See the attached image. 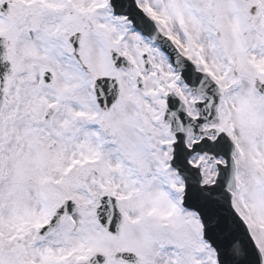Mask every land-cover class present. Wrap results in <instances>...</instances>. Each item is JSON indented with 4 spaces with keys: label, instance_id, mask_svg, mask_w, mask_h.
Segmentation results:
<instances>
[{
    "label": "snow or ice",
    "instance_id": "6c2138e0",
    "mask_svg": "<svg viewBox=\"0 0 264 264\" xmlns=\"http://www.w3.org/2000/svg\"><path fill=\"white\" fill-rule=\"evenodd\" d=\"M0 264H264V0H0Z\"/></svg>",
    "mask_w": 264,
    "mask_h": 264
}]
</instances>
